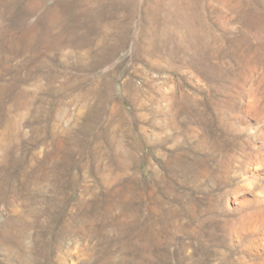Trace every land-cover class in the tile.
<instances>
[{"label":"rangeland","instance_id":"374dc122","mask_svg":"<svg viewBox=\"0 0 264 264\" xmlns=\"http://www.w3.org/2000/svg\"><path fill=\"white\" fill-rule=\"evenodd\" d=\"M0 264H264V0H0Z\"/></svg>","mask_w":264,"mask_h":264}]
</instances>
